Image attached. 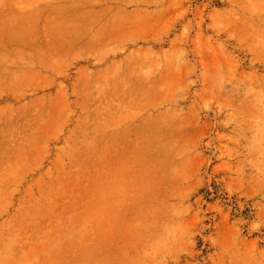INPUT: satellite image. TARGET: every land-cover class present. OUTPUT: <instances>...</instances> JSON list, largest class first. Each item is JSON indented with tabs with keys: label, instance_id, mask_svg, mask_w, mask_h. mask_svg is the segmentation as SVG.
Wrapping results in <instances>:
<instances>
[{
	"label": "rangeland",
	"instance_id": "obj_1",
	"mask_svg": "<svg viewBox=\"0 0 264 264\" xmlns=\"http://www.w3.org/2000/svg\"><path fill=\"white\" fill-rule=\"evenodd\" d=\"M16 76L0 131L76 264H264V0H0Z\"/></svg>",
	"mask_w": 264,
	"mask_h": 264
},
{
	"label": "crops",
	"instance_id": "obj_2",
	"mask_svg": "<svg viewBox=\"0 0 264 264\" xmlns=\"http://www.w3.org/2000/svg\"><path fill=\"white\" fill-rule=\"evenodd\" d=\"M40 81L37 79L29 88L27 81L19 76L0 77V99L37 94L44 90ZM56 85L53 91L57 90ZM4 108L5 103L0 101V111ZM9 136L10 132L2 135L0 131V264H76L71 238L61 239L40 232L45 217H49L48 208L39 196L44 194L45 184L40 171L26 165L20 168L19 162L30 158L31 153L19 152L20 146L13 150ZM112 190L114 194L106 199L107 204L119 201L120 190L116 186ZM57 192L56 188L51 189V193ZM60 239L66 242L62 250L58 245Z\"/></svg>",
	"mask_w": 264,
	"mask_h": 264
},
{
	"label": "bare ground",
	"instance_id": "obj_3",
	"mask_svg": "<svg viewBox=\"0 0 264 264\" xmlns=\"http://www.w3.org/2000/svg\"><path fill=\"white\" fill-rule=\"evenodd\" d=\"M116 20H117V19H116ZM114 25H115V24H114ZM80 26H81V25H80ZM124 26H125V25H124ZM125 27H126V26H125ZM80 28H81V27H80ZM122 28H123V27H122ZM134 28H135V27H134ZM139 28H140V27H139ZM82 29H83V28H82ZM91 33H92V32H91ZM138 34H139V33H138ZM142 34H143V33H142ZM136 36H137V35H136ZM128 37H129V36H128ZM78 47H79V46H78ZM94 52H95V51H94ZM95 53H96V52H95ZM130 101H131V100H130ZM138 101H139V100H137V102H138ZM145 101H146V100H145ZM137 102H136V103H137ZM146 103H147V102H145V104H146ZM130 104H131V103H130ZM134 104H135V103H134ZM135 105H136V104H135ZM135 105H134V106H135ZM140 105H141V104H140ZM131 106H132V105H131ZM124 114H125V113H124Z\"/></svg>",
	"mask_w": 264,
	"mask_h": 264
}]
</instances>
